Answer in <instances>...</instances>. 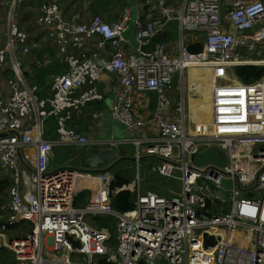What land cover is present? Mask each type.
Returning a JSON list of instances; mask_svg holds the SVG:
<instances>
[{
	"label": "built area",
	"instance_id": "built-area-1",
	"mask_svg": "<svg viewBox=\"0 0 264 264\" xmlns=\"http://www.w3.org/2000/svg\"><path fill=\"white\" fill-rule=\"evenodd\" d=\"M27 1L8 0L0 19V175L10 180L0 224L3 233L7 225H30L32 232L22 239L5 236L0 248L14 253L19 264H264V78L246 84L235 74L214 85L209 121L193 131L187 127L183 90L178 101L173 86L193 68L264 66V0H233L228 10L224 0H182L178 8L159 0L155 18L136 22V39L145 46L176 21L175 56L162 43L150 55L127 53L123 34L131 8L124 0L113 22L107 14L81 22L80 15L66 16L58 3L46 2L35 32L21 31L17 20ZM185 33L204 37L201 53H190ZM51 41L56 46L51 58L62 57L67 70L52 76L48 87L31 85L32 70L53 66L50 57L38 56ZM108 41L116 52L99 67V52ZM91 44L92 55L86 51ZM252 52L256 56H249ZM105 74L118 80L112 115L127 131L126 140L90 137L78 129L85 110L105 100L98 86ZM137 94L145 101L148 94L156 96L152 118L136 113ZM103 120L102 109L92 114V122ZM49 121L56 126L53 140L46 137ZM128 145L137 149L131 157L137 165L148 157L155 163L151 177L175 189L165 187L163 195L147 190L137 175L112 190V170L89 174L50 167L57 147L117 153ZM203 149L218 151L225 167H196L194 156ZM99 180L110 203L92 194L89 206L76 208V198ZM123 191L136 201L122 214L113 208L111 195ZM110 217L116 219L114 238L108 228L90 223Z\"/></svg>",
	"mask_w": 264,
	"mask_h": 264
},
{
	"label": "rangeland",
	"instance_id": "rangeland-1",
	"mask_svg": "<svg viewBox=\"0 0 264 264\" xmlns=\"http://www.w3.org/2000/svg\"><path fill=\"white\" fill-rule=\"evenodd\" d=\"M41 1V2H40ZM233 1V0H232ZM251 1V0H247ZM33 5L29 3V1L25 2L26 4L23 5L22 11L17 10V20L22 29L21 31L25 32H35L36 31V22L39 17V10L41 6L46 3V2H56L61 6L62 0H31ZM113 13L119 17V15L122 12V9L119 10L118 4L113 5ZM76 13L74 12L71 16L75 15ZM78 16V15H76ZM80 18L81 22H88V20H84L81 16H78ZM204 41V37L201 36ZM51 44L48 45L44 50H39L38 56L41 57L42 53H48L51 54L53 51L56 49V46L53 44V42H50ZM234 66L231 65H209L205 66L199 69H195L197 71H194L192 69L186 71L179 79H181V82L179 83V79L174 82V88H177L178 93L175 96V99L178 101H181V90H183V94L185 96V99L187 101V114L188 120H187V127L189 130H195L196 126L203 121L200 120L201 115L204 119L208 118L210 116V111H211V104L208 107L207 102L208 100L211 101V90L214 85L216 84H221V83H226L227 81L233 80L235 71H234ZM66 68V67H65ZM67 70V68H66ZM65 70V71H66ZM36 70H32V74L35 73ZM191 71V72H190ZM34 76V75H33ZM236 76V75H235ZM29 82L31 85H41L40 83H35L34 82V77L27 76ZM33 80V81H30ZM200 83H204L202 87H204V90H201L202 88H198ZM236 83V82H235ZM201 87V86H200ZM40 98L44 97V92L41 91L38 93ZM148 100H149V94L147 95ZM151 105L157 104L156 98H152L149 100ZM204 103L203 106H195L192 103ZM151 105L149 109H151ZM109 107V106H106ZM135 107H136V101H135ZM155 112V108L153 111H151L150 118H152L153 114ZM207 112H209L208 115ZM104 118L108 120L109 125L112 126V128L117 132L114 134L110 133V130L107 129V132L103 133L104 137L103 138H110L112 136H115L118 140H121L124 138L125 140L128 139V133L125 130L124 126L117 121L113 115H112V108L111 110H104ZM209 119L206 120L205 123H207ZM49 127V126H48ZM46 137L48 140H53L54 137L52 135H48L46 132ZM85 149H77L74 147H57L55 150L52 151V159H51V169H59V168H64V167H69V168H74V169H79L80 164L82 163L83 159L87 155V152H83ZM130 151V154H132L133 149L131 146H126L124 149L119 152L118 149H116L117 153L119 152V155L121 156L122 153H126L127 151ZM131 160H123L118 164V166L111 171V175L114 177L113 172L120 173L124 177H129L132 176V178L137 174L136 167L134 164L131 163ZM141 175L143 179V185L144 183L145 186L151 190L155 191L157 190L158 192H161L163 195L165 192V187H169L171 190L175 189V185L170 186V184H167L166 182L162 181L159 178H152L149 175V170L145 166V162H142V168H141ZM1 176V175H0ZM147 176V177H146ZM135 178H133L134 181ZM132 181V182H133ZM153 189V190H152ZM89 193L95 194L96 198H100L101 201H105V203H110L107 199L108 196L105 193L104 190V182L102 180L97 181V183H94L93 186L88 188ZM156 192V191H155ZM163 192V193H162ZM91 194V195H92ZM92 198V196H91ZM7 204H8V198H7ZM6 204V205H7ZM0 221H5L3 218H0ZM91 223V221H90ZM92 225V224H91ZM94 228H97L92 225ZM109 227L108 228L113 236L115 235L116 232V225L113 223H108ZM99 229V228H97ZM31 231V226L23 225L18 227L17 229L8 231L6 234L2 232V229H0V235L6 236L8 240L12 239H22L27 237L28 234H30ZM28 256H33V252L30 249H25ZM4 255V254H3ZM5 256V255H4ZM3 262V263H2ZM9 260L0 259V264H8Z\"/></svg>",
	"mask_w": 264,
	"mask_h": 264
},
{
	"label": "crops",
	"instance_id": "crops-1",
	"mask_svg": "<svg viewBox=\"0 0 264 264\" xmlns=\"http://www.w3.org/2000/svg\"><path fill=\"white\" fill-rule=\"evenodd\" d=\"M34 1V0H33ZM127 5H130V0H124ZM225 1V10H228L230 8V3L232 2V0H224ZM247 1V0H246ZM168 2L170 3V5L174 6L175 8L180 7V4L182 2V0H168ZM29 3L31 5H33V3L31 2V0H29ZM118 4V8L119 3L115 0H62L61 2V7L63 10L64 15L66 16H71L74 12L78 15H80L82 18H84V20H88L91 16L95 15V14H99V15H104L107 14L108 15V19L110 22H113L117 19V15L115 14V12L113 13V5H117ZM8 6V0H0V19L4 18V11L6 9V7ZM22 11V10H21ZM158 11H160L159 9V0H145V2H142L138 0V15L141 19H144L145 21H149L153 18H155L157 16ZM2 15V16H1ZM37 28V26H36ZM226 28L228 29L227 25ZM160 39L163 40V42L165 44L168 45V49L171 53L172 56L176 55L179 49V41H180V31H179V24L176 21H171L168 25L167 28L161 33ZM184 40L185 43L188 46L191 45H195V44H203V38L199 37L198 35L194 34V33H185L184 35ZM48 47V46H47ZM45 49V48H43ZM113 50L112 45H108V48L102 50L99 52V58H104L106 57L110 51ZM89 52V54L92 55L93 52H95V49L93 47V45H89L87 47V50ZM133 50L131 48H127V53H132ZM56 54V49L53 51L52 54ZM75 55H77V53H75ZM43 58H51V54H47V53H42ZM52 59V63H53V67L52 68H57L58 71L60 72V74L64 73L66 70V65L64 64V59L62 57H55ZM194 71H197L195 69H193ZM192 71V69H191ZM190 71V72H191ZM193 72V71H192ZM59 75V74H58ZM235 83V82H234ZM204 85V83H200L198 88H202L201 90H204V87H202ZM99 90L100 92L103 93L105 100L101 103L102 104V111L104 110H111L112 105H113V101L116 95V92L118 90V81L117 78L114 75H110V74H105L99 84ZM201 86V87H200ZM152 98H156L155 95H150L149 100H151ZM148 99V97H147ZM149 100H144V94H137L135 96V101H136V107H135V111L138 115L144 117L145 119H150V115H151V111L154 110V108L156 109L155 105H151ZM192 103V101H191ZM195 106H203L202 103H192ZM207 106L209 107L211 104V101L208 100V102L206 103ZM151 105V109H149ZM109 106V107H106ZM145 108V111H143L142 108ZM97 104H91L90 107H88L84 114L82 115V118L80 119L79 123H78V129L81 132H84L85 134H87L88 136H94V137H99V138H103L105 132H107V129L110 130L111 134H114L117 132V130L115 131L112 126L109 125V122L107 119L104 118L103 121H101L100 123H94L92 122V114L94 112L97 111ZM209 112H207L206 115H208ZM200 116V120L203 122H206L207 119L210 118V116L206 119H204L201 115ZM113 137V136H112ZM121 140H125L124 138H122ZM131 146L133 149L132 154H130V151L128 150L126 152L127 155H129L130 157H121L119 155V152L117 153L119 160L123 161V160H131L132 164H134V166L136 167V171L137 174L133 177L136 179L137 175H141V168H142V162H145V166L148 168L149 170V175L151 177L152 172H153V165H155L154 162H151L152 160H150L148 157H144L140 160L139 165H137V163L131 158L133 157V154H135V152H137V149L135 146L132 145H128ZM125 147H123L122 149H124ZM113 175L115 177V174L113 172ZM147 177V176H146ZM134 179V180H135ZM92 194V193H90ZM95 196V194H93ZM96 197V196H95ZM101 201L100 198H97ZM105 202V201H103ZM5 240V236L0 235V244H2V242ZM12 255V257L14 258L13 253H10Z\"/></svg>",
	"mask_w": 264,
	"mask_h": 264
},
{
	"label": "trees",
	"instance_id": "trees-1",
	"mask_svg": "<svg viewBox=\"0 0 264 264\" xmlns=\"http://www.w3.org/2000/svg\"><path fill=\"white\" fill-rule=\"evenodd\" d=\"M115 1H117L119 4L122 2V0H115ZM139 1H141V3L145 2V0H139ZM159 41H160L159 43L164 44L163 40L160 39ZM202 50H203L202 44H195V45L189 46V51L192 54H199L202 52ZM52 67L53 66L48 67L43 70L35 71L34 76L32 74H30L29 76L34 77V82L40 83L41 84L40 86L48 87L50 86V83H51V77L54 75L60 74L57 68L54 69ZM235 74L243 83H246V84L254 83L264 78V66H239L235 68ZM93 104H97L98 106L97 110L102 109L101 103L94 102ZM48 126H47V134L52 135L56 130L54 121H49ZM116 167H114L113 169H115ZM132 181H133L132 176L124 177L120 173L115 172L114 181L112 183V190H116L117 188H122L124 186H127L131 184ZM9 187H10L9 178L6 176L5 177L0 176V216L4 214L2 211V208L5 206V204H7L6 197H7V191ZM155 191L158 192L157 190ZM158 193L161 194V192H158ZM91 196L92 195L88 191H85L82 194H80L75 200V207L84 209L87 206H89L91 203ZM135 199L136 197H134V195L129 191H123L118 194L111 195V203H112L113 208L117 212L122 213V214L129 212L134 208L135 201H136ZM96 201H97V198H96ZM109 222L116 225V219L113 217L92 218L91 219V224L92 225L94 224V226H96L97 228L109 227L108 226ZM6 227H7V231L17 229L16 226L7 225ZM1 258L3 259L7 258L9 260L8 264H16L10 252L5 248H0V259ZM99 264H108V263L100 262Z\"/></svg>",
	"mask_w": 264,
	"mask_h": 264
},
{
	"label": "water",
	"instance_id": "water-1",
	"mask_svg": "<svg viewBox=\"0 0 264 264\" xmlns=\"http://www.w3.org/2000/svg\"><path fill=\"white\" fill-rule=\"evenodd\" d=\"M131 7V23L128 30L123 34V38L134 50H139L141 53L150 55L153 53L157 43L160 40L161 33H157L150 42L145 46H140L136 39V22L139 20L138 15V0H130ZM113 41H108L107 45H112ZM116 50L113 49L110 53L97 61L99 67H103L107 64ZM249 56H256V52L249 53ZM121 160L117 153L111 149H99L88 153L83 159L80 168L89 174H100L103 172H109L116 167ZM194 165L198 168H204L206 165L213 164L218 167H225V160L221 157L220 153L213 149H203L194 156ZM107 168V169H102ZM138 264H145L144 261H140Z\"/></svg>",
	"mask_w": 264,
	"mask_h": 264
},
{
	"label": "clouds",
	"instance_id": "clouds-1",
	"mask_svg": "<svg viewBox=\"0 0 264 264\" xmlns=\"http://www.w3.org/2000/svg\"><path fill=\"white\" fill-rule=\"evenodd\" d=\"M129 6H130V5H129ZM130 8H131V7H130ZM137 42H138V41H137ZM159 42H160V41H159ZM159 42H158V43H159ZM158 43H157V44H158ZM164 44H165V43H164ZM128 45H129V43H128ZM139 45H140V44H139ZM202 45H203V44H202ZM187 46H188V45H187ZM129 47H130L133 51H139V50H134L130 45H129ZM188 49H189V46H188ZM139 52H140V51H139ZM140 53H141V52H140ZM177 53H178V52H177ZM174 56H175V55H174ZM238 67H239V66H238ZM235 68H236V67H235ZM234 70H235V69H234ZM186 71H187V70H186ZM54 76H55V75H54ZM151 95H154V94H151ZM149 96H150V94H149ZM111 170H113V169H111ZM146 189L149 190L147 187H146ZM161 195H162V194H161ZM0 225H1V227H2V223H1ZM1 227H0V229H1ZM7 232H8V231H7ZM7 232H6V233H7ZM6 233H5V234H6ZM112 236H113V234H112ZM114 237H115V235L113 236V238H114ZM6 238H7V237H6ZM114 244H115V243H114ZM2 248H3V247H2ZM9 252H10V251H9ZM10 253H12V252H10ZM13 255H14V261L16 262V264H19V263L17 262V260H16V257H15V254H14V253H13ZM144 262H145V261H144ZM145 264H146V263H145Z\"/></svg>",
	"mask_w": 264,
	"mask_h": 264
},
{
	"label": "flooded vegetation",
	"instance_id": "flooded-vegetation-1",
	"mask_svg": "<svg viewBox=\"0 0 264 264\" xmlns=\"http://www.w3.org/2000/svg\"><path fill=\"white\" fill-rule=\"evenodd\" d=\"M99 149H101V148L96 147V148L91 149V150H84L83 152H87V154H88V153H90V152H92V151H97V150H99ZM80 165H81V164H80ZM79 167H80V166H79Z\"/></svg>",
	"mask_w": 264,
	"mask_h": 264
},
{
	"label": "bare ground",
	"instance_id": "bare-ground-1",
	"mask_svg": "<svg viewBox=\"0 0 264 264\" xmlns=\"http://www.w3.org/2000/svg\"><path fill=\"white\" fill-rule=\"evenodd\" d=\"M193 69H199V68H193ZM29 154H30V155H32V151H31V152H29Z\"/></svg>",
	"mask_w": 264,
	"mask_h": 264
}]
</instances>
